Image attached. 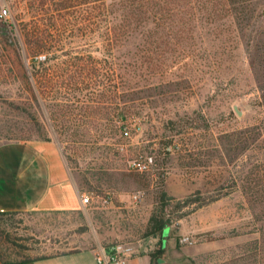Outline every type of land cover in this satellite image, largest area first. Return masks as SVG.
Wrapping results in <instances>:
<instances>
[{
  "label": "rangeland",
  "instance_id": "1",
  "mask_svg": "<svg viewBox=\"0 0 264 264\" xmlns=\"http://www.w3.org/2000/svg\"><path fill=\"white\" fill-rule=\"evenodd\" d=\"M1 5L9 16L0 19V143L53 140L91 198L71 211L0 212V261L128 243L133 264H264L262 242L254 248V240L264 237V217L258 220L238 179L241 165L245 171L250 163L234 152L223 161L217 150L223 133L264 115L257 103L259 66L248 64L241 46L224 66H171L164 74L168 85L147 88L143 80L150 70L135 69L141 85L126 103L104 94L112 77H127L125 66H104L105 56L90 37L55 33L48 51L32 57L22 33L34 24L45 28L50 11L40 0H0ZM78 58L88 65L70 66ZM33 60L49 67L40 79ZM195 110L207 128L174 137L177 146L166 151L172 135L163 120L174 112L195 118ZM245 152L247 158L259 154ZM133 162L147 167L137 169ZM160 188L171 197L173 220L164 229L163 252L151 262L159 239L144 231ZM189 195L201 199L170 210Z\"/></svg>",
  "mask_w": 264,
  "mask_h": 264
},
{
  "label": "trees",
  "instance_id": "2",
  "mask_svg": "<svg viewBox=\"0 0 264 264\" xmlns=\"http://www.w3.org/2000/svg\"><path fill=\"white\" fill-rule=\"evenodd\" d=\"M50 12L45 28L34 24L22 33L27 53L34 57L45 53L50 47L53 34L68 38L90 37L95 51L105 56L104 66H125L126 78L119 82L109 80L104 94L110 99L123 102L135 100V91L140 82L135 69L145 66L150 70L144 86L153 88L168 85L171 80L164 74L171 73V66H224L232 61V52L240 46L246 53L250 66L257 68L256 88L259 92L258 105L264 113V0H40ZM37 22V21H36ZM62 39V38H61ZM81 59L70 66H86ZM97 62V61H96ZM93 66V64H91ZM31 68L37 79L48 73L49 67L33 60ZM256 68V67H255ZM113 69V67H112ZM160 69V74L158 73ZM40 75V78H39ZM40 86V84H39ZM41 87V86H40ZM171 100H169L170 102ZM24 109L23 106H18ZM129 106H126L128 109ZM196 111V110H195ZM193 111V112H195ZM196 117L178 113L163 120L164 129H170L172 138L165 141L164 148H175L173 140L193 129L207 128L200 111ZM39 125V123H38ZM125 133L127 129L122 126ZM39 140H49L39 136ZM28 139V138H26ZM19 141V140H8ZM256 149L259 154L249 155L245 151ZM217 150L223 161L234 156L244 157L250 165L240 171L238 179L248 195V201L257 211L258 220L264 217V115L257 123L233 133H223ZM232 158V156H231ZM242 160V159H241ZM125 176L132 177L127 172ZM243 176V178H242ZM200 193V192H199ZM198 193V194H199ZM200 196V197H198ZM189 195L177 200L170 209L176 211L201 199V195ZM217 199L212 197L211 200ZM171 197L162 188L155 196V205L149 216L144 235L158 237V246L150 253V261L157 260L164 250V229H170ZM209 200H204L206 202ZM1 213L17 211H0ZM264 250V237L254 240ZM80 249L40 255L34 258L6 261L13 264L38 258L70 254Z\"/></svg>",
  "mask_w": 264,
  "mask_h": 264
},
{
  "label": "crops",
  "instance_id": "3",
  "mask_svg": "<svg viewBox=\"0 0 264 264\" xmlns=\"http://www.w3.org/2000/svg\"><path fill=\"white\" fill-rule=\"evenodd\" d=\"M82 194L53 140L0 143V211L76 210ZM13 264H95V259L94 251L83 249Z\"/></svg>",
  "mask_w": 264,
  "mask_h": 264
},
{
  "label": "built area",
  "instance_id": "4",
  "mask_svg": "<svg viewBox=\"0 0 264 264\" xmlns=\"http://www.w3.org/2000/svg\"><path fill=\"white\" fill-rule=\"evenodd\" d=\"M9 16L8 8L0 6V19H5ZM133 166L137 169H145L146 163L133 162ZM90 195L83 193L81 195L82 205L90 203ZM133 252V248L128 243H116L105 248H99L94 252L95 264H128L129 257Z\"/></svg>",
  "mask_w": 264,
  "mask_h": 264
},
{
  "label": "water",
  "instance_id": "5",
  "mask_svg": "<svg viewBox=\"0 0 264 264\" xmlns=\"http://www.w3.org/2000/svg\"><path fill=\"white\" fill-rule=\"evenodd\" d=\"M234 110H235V112H236L238 115H241V114H242L241 110H239V109L237 108V104L234 105Z\"/></svg>",
  "mask_w": 264,
  "mask_h": 264
}]
</instances>
